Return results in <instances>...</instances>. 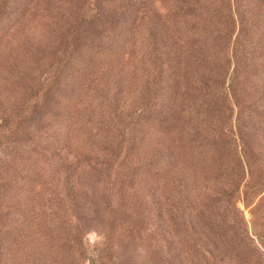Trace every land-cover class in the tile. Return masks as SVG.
Returning <instances> with one entry per match:
<instances>
[{"label": "trees", "instance_id": "trees-1", "mask_svg": "<svg viewBox=\"0 0 264 264\" xmlns=\"http://www.w3.org/2000/svg\"><path fill=\"white\" fill-rule=\"evenodd\" d=\"M258 87L264 0H0V264H257Z\"/></svg>", "mask_w": 264, "mask_h": 264}, {"label": "rangeland", "instance_id": "rangeland-1", "mask_svg": "<svg viewBox=\"0 0 264 264\" xmlns=\"http://www.w3.org/2000/svg\"><path fill=\"white\" fill-rule=\"evenodd\" d=\"M256 89L258 91L257 93L256 91H251V89H245L247 102L245 101L246 103H244V107L242 108V111H245L246 113L244 117L246 124L247 126L250 125L249 137L252 143L251 147L246 148V152L241 151L242 154H244V159H246V163H248L246 164L247 169L245 170V172H247L248 170L251 174L250 177L249 175L245 174L244 180H248L249 178L250 181H252L253 178L261 174L264 170V125H262L261 127L258 125V123L255 122L259 116H262L260 120L264 122V90L263 87H258ZM257 95L260 97L258 99H255ZM219 113L220 118L224 119L227 128L232 129V127H234V120H232L233 114L235 113L234 106H230V104H227V107H225L224 110L221 109L219 111V109H217V120L221 121L219 119ZM230 156H232V154L228 156V164L232 165L233 163L230 160ZM260 194L261 193L257 195H251L249 193L245 194L242 187L239 191V196H237V199L234 201V204L231 203L229 205V210L234 211L235 215L239 217V220H241L243 224L244 230H246V234L252 237L253 241L257 244L259 250L261 251V254L257 258L256 263L264 264V200L260 201L257 204ZM244 201H246L247 204H245ZM92 232L94 231L89 230L84 235V238L88 243H91L88 239V235ZM201 238L204 243L199 245V264H219V261L216 257V250L213 246V240H208L206 237L203 236L202 232L200 233V239ZM228 263L248 264L242 259L230 260V262Z\"/></svg>", "mask_w": 264, "mask_h": 264}, {"label": "clouds", "instance_id": "clouds-1", "mask_svg": "<svg viewBox=\"0 0 264 264\" xmlns=\"http://www.w3.org/2000/svg\"><path fill=\"white\" fill-rule=\"evenodd\" d=\"M88 239L91 243L95 244L98 239H102V237H98L95 232L89 233Z\"/></svg>", "mask_w": 264, "mask_h": 264}]
</instances>
